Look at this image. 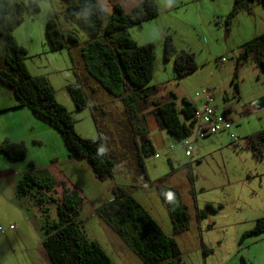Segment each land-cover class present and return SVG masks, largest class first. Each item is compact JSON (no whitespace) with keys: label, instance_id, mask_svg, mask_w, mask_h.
Listing matches in <instances>:
<instances>
[{"label":"rangeland","instance_id":"1","mask_svg":"<svg viewBox=\"0 0 264 264\" xmlns=\"http://www.w3.org/2000/svg\"><path fill=\"white\" fill-rule=\"evenodd\" d=\"M18 1L25 8L24 20L13 35L28 52L26 65L29 72L32 76L48 78L57 101L71 112L76 132L84 138H102L106 150L115 160L113 180L99 181L86 160L68 157L60 134L42 122L46 127L41 130V140L38 139L42 143L33 146L25 141L28 146L26 160L28 164V160L32 161L37 168L41 165L51 167L52 158L56 159L58 166L52 170L58 185L50 195L57 201L51 205L50 212L56 214L63 193L61 183L65 182L83 198L81 219L87 237L104 248L113 264H141L133 252L121 251L117 247L120 239L96 214V208L112 200L114 186L126 187L164 232L173 236V226L157 185L161 177L177 169L179 175L175 182L182 187H174L181 190L191 214L190 229L175 237L182 252L181 261L185 264H264V234L241 241L243 233L252 229L258 219L264 218V159L257 160L244 146L247 136L264 128V108L256 112L251 108V104L264 95V70L256 53L246 52L249 43L264 34V6L254 2L250 11L242 10L228 22L234 0H153L159 15L142 26L128 28L138 45H155L154 75L148 84V87L157 88L152 99L161 103L173 101L182 120H185L180 112L183 98L198 108L206 105L215 109L219 115L229 111L227 117L233 121L231 133L238 138L233 141L224 133L198 140L190 159L185 153V140H179L165 130L154 129L155 122L150 114L149 123L153 130L149 135L155 153L146 158L151 186H142L135 143L121 99L111 96L104 88L98 93L89 89L96 86V82L85 70L80 45L69 42L62 50H52L46 35V23L56 21L66 36H75L81 44L89 39L87 32L68 17L65 0ZM30 1L37 4L38 10ZM98 1L109 16L114 11L113 3L130 11L142 0ZM167 39L178 52L195 55L198 65L195 72L176 79L173 58H165ZM74 71L87 82L89 107L84 110L76 108L67 90V86L76 80ZM211 95L214 98L207 101ZM95 105L101 107L95 108ZM158 135L163 136L164 147L157 144ZM190 161H193L191 167ZM185 165H188L186 176L183 172ZM171 178L166 181L170 186L173 184ZM45 200L50 202L47 196ZM210 205L214 209H210ZM16 218L17 215L9 217L11 220ZM13 223L14 227L23 226L16 220ZM0 226L5 229L8 225L1 222ZM26 229L32 249L38 236L31 228L26 226ZM37 234L41 236V232ZM28 238H16L17 255L14 253L13 264H43L38 259L37 250L27 252ZM128 253L129 257L126 256Z\"/></svg>","mask_w":264,"mask_h":264},{"label":"trees","instance_id":"2","mask_svg":"<svg viewBox=\"0 0 264 264\" xmlns=\"http://www.w3.org/2000/svg\"><path fill=\"white\" fill-rule=\"evenodd\" d=\"M67 15L83 28L88 36L80 43L73 35H65L58 23H46V35L54 51L66 48L69 42L80 45L81 58L87 74L96 86H90L93 93L104 88L111 96L119 98L124 107L129 132L135 143L136 163L142 186H151L146 167V158L155 153L149 139L151 133L149 115L156 118L159 130H165L179 140L193 133L195 104L183 98L181 113L173 101L161 103L153 100L157 88L148 87L154 75L155 45H138L130 36L128 28L142 26L147 20L159 15L153 0H142L130 11H125L119 3H113L114 11L108 16L98 0H65ZM264 0H234L233 9L228 17L242 10L250 11L251 4ZM31 6L38 10L34 1ZM25 8L18 0H0V83L11 90L21 107L28 108L35 118L48 124L62 136L67 155L70 159H84L92 167L99 181L113 180L115 160L106 150L102 138H84L75 130V120L71 112L59 103L55 91L45 76H32L26 65L28 52L13 35L22 24ZM165 58H173L176 79H182L195 72L198 65L192 52H178L172 41L165 42ZM247 53L255 52L264 70V34L249 43ZM76 80L67 86L76 108L89 107L87 82L74 71ZM95 108L101 107L95 105ZM95 124L98 120L93 116ZM143 138L139 141L138 138ZM37 144V141H35ZM244 146L257 160L264 159V128L247 136ZM0 154L10 162L25 160L28 146L25 141L4 140L0 144ZM188 165H185L184 168ZM177 169L159 179L157 192L169 214L173 236H168L155 218L132 195L131 190L116 185L112 188L113 198L96 208V214L124 242L142 264H185L181 261V249L175 239L190 229L191 214L184 203L181 190L166 184ZM63 193L56 206L57 221L47 222L44 230L46 237L42 244L52 264H113L104 248L90 240L84 231L81 212L83 198L76 190H71L65 182L61 183ZM56 178L48 169H37L29 164L18 185L22 196L34 192L36 202L44 203V192H55ZM50 203L56 199L48 198ZM210 209H214L209 207ZM49 217V216H47ZM264 234V218L257 220L255 226L243 233L241 241ZM206 254V250H204Z\"/></svg>","mask_w":264,"mask_h":264},{"label":"crops","instance_id":"3","mask_svg":"<svg viewBox=\"0 0 264 264\" xmlns=\"http://www.w3.org/2000/svg\"><path fill=\"white\" fill-rule=\"evenodd\" d=\"M211 97L214 98L212 95ZM196 107L197 109L203 110L206 107V105H204L203 108L200 107L198 108V106ZM251 108H252V112L258 111V109L255 107H251ZM31 113L32 112L28 108L21 107L14 93L0 83V144L6 139L12 141H26L27 143L30 142L32 143L33 146L41 144L42 142L39 141L42 138L41 130H46V127L42 125V122L38 121L35 118V116ZM229 114H230L229 111H226L225 115L229 117ZM148 119L150 120L151 118ZM151 120L152 121L154 120L155 122V124L152 125L153 128L158 130V127L156 125V118L153 116ZM153 128L150 127L151 131L153 130ZM50 129L55 130L51 127ZM224 133L225 132L220 134H224ZM150 135H149V139H151ZM212 136H208L202 140H205ZM163 139L164 138L162 135L157 136V144L161 147H164ZM34 141H39V142H37L36 144L34 143ZM151 141L154 145L152 139ZM26 159L17 162H10L0 154V223L4 222L6 225H8L5 227L6 233L4 235L0 234L2 236L0 237V264H13L14 253H15V240L16 238L23 240H25L26 237L28 238V234L26 232L27 231L26 226L31 228L34 234L38 236V241L36 242V246H33L34 248L32 249H31L30 240L28 238L27 252L31 253L32 250H37L38 259H41L43 264H52L42 242L46 237L44 228L47 222L50 221L51 223H55L57 221V215L56 214L53 215L50 212L52 210L51 205H53V203L44 200V203H42V205H39L36 202L34 192L26 196H22L18 193V185L22 180L24 173L28 170L29 164L32 162L28 160L29 161L28 164ZM192 163L193 161L192 162L190 161L189 163L190 167ZM57 166L58 165H56V159L52 158L51 167L47 165H41L38 166L37 169H44V168L48 169V167H50L53 176L56 178L58 182L57 176L56 174H54L52 170V168L56 169ZM183 172L184 175L186 176L188 169H186L185 167ZM178 173L179 172H176L172 176L171 183H173L172 186H176L180 188L182 187V186H178L180 183L175 182V179L179 175ZM46 196L47 198H49L50 193L44 192L45 199ZM43 204L48 206L46 207L47 209L43 207L44 206ZM47 210L48 213L46 212ZM15 215H17L16 219L14 220L9 219V217L11 216L15 218ZM15 220L18 221L19 223H23V226L22 227L15 226L14 230H9L10 226L15 225V223H13V221ZM38 231L41 232V236L37 234ZM119 243L120 245H117V247H120L121 251H126L129 253L131 252L121 239L119 240ZM129 253L126 256L129 257L130 256ZM15 255H17V253H15ZM139 262L141 261L139 260Z\"/></svg>","mask_w":264,"mask_h":264},{"label":"built area","instance_id":"4","mask_svg":"<svg viewBox=\"0 0 264 264\" xmlns=\"http://www.w3.org/2000/svg\"><path fill=\"white\" fill-rule=\"evenodd\" d=\"M213 98L208 97L207 101ZM233 122L225 114L219 115L215 109L205 107L203 110L197 109L194 115V127L191 136L185 138L184 146L186 148V156L192 159L194 148L198 140H202L208 136L218 135L220 133H228L233 141H237L232 133ZM171 149H173L171 147ZM158 157V155H156ZM14 226H10L9 230H14ZM6 230L0 226V234L4 235Z\"/></svg>","mask_w":264,"mask_h":264},{"label":"water","instance_id":"5","mask_svg":"<svg viewBox=\"0 0 264 264\" xmlns=\"http://www.w3.org/2000/svg\"><path fill=\"white\" fill-rule=\"evenodd\" d=\"M253 107H256L258 110H261L264 108V95L262 97H260L259 99H257L256 101H254L252 103Z\"/></svg>","mask_w":264,"mask_h":264}]
</instances>
